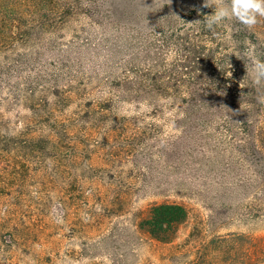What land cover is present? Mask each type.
Returning a JSON list of instances; mask_svg holds the SVG:
<instances>
[{
  "label": "rangeland",
  "instance_id": "rangeland-1",
  "mask_svg": "<svg viewBox=\"0 0 264 264\" xmlns=\"http://www.w3.org/2000/svg\"><path fill=\"white\" fill-rule=\"evenodd\" d=\"M96 1L116 8V18L95 22L82 14L30 48L12 49L13 55L36 53L37 58L30 69L18 67L16 79L30 70L46 80L47 71L60 73L62 61L70 66L72 77L63 82H73V99L59 104L61 99L50 89L29 102L10 88V81L0 79V133H9L8 140L25 141V121L40 115L76 127L62 137L80 143L35 155L14 141L0 149V264L263 262L264 161L259 145L245 151L242 142L249 134L257 139V130L245 125L227 130L233 120L227 110L197 120L198 134L192 138L198 145L178 150L173 143L182 131L174 114L155 117L143 104L111 101L107 86L113 72L179 67L183 56L175 47H160L163 38L195 29L200 14H213L218 6L230 8L231 0H211L208 7L203 6L205 0ZM87 2L83 0L86 8ZM218 24L225 46L240 49L228 34L242 23L230 15ZM252 28L262 42L251 46L257 53L264 47V17L257 16ZM147 41L158 48L149 56L144 54ZM132 59L138 60L135 65L129 64ZM250 79L259 82L255 66ZM91 104L111 111L87 113ZM224 104L212 106L228 109ZM242 107L255 115V127L264 126V112L256 117L254 107ZM134 142L136 147L128 148ZM167 153L177 158L168 159ZM248 156L256 167L248 163ZM97 185L122 187L129 196V210L103 220L94 197ZM166 199L192 209L168 244L139 228L147 215L144 209Z\"/></svg>",
  "mask_w": 264,
  "mask_h": 264
},
{
  "label": "trees",
  "instance_id": "trees-1",
  "mask_svg": "<svg viewBox=\"0 0 264 264\" xmlns=\"http://www.w3.org/2000/svg\"><path fill=\"white\" fill-rule=\"evenodd\" d=\"M86 4L88 8L84 7L83 0H0V79L10 81V88H13L21 99L32 102L38 92L48 94L50 89L54 96L61 99L59 104H63V100L74 98L73 91L69 89L73 82L71 85H65L63 82L68 80L64 77H72L70 66L64 65L62 61L60 73L56 70L47 71L46 80L40 73L33 75L30 70L25 72L24 77L16 79L14 73L17 68L22 66L30 69L37 58H34L36 53L13 55L12 49L16 45L28 49L46 33L59 30L68 23L67 21L82 14L95 22L104 18L114 19L118 14L113 6L105 3L99 5L96 0H88ZM211 16L212 13L207 10L198 16L201 20L196 23L195 29L184 31V35L175 34L163 38L160 47H175L178 56H183L179 67L167 70L160 67L130 68L111 73L112 81L107 85L111 101L118 99L131 104H143L155 117H160L163 112L174 114L180 121L176 127L182 131V136L173 143V147L178 150L198 145V141L192 138L193 134H198L197 120L209 115L215 117L218 113L222 114L228 110L233 120L227 125V130L234 132L243 125L253 127L254 132L257 130V139L253 140V136L249 134L242 142L247 148L245 151L256 149L255 146L259 145V157L264 161V126L255 127V115H250L242 107H254L256 117L264 112V75H261V69L258 67L264 65V47L255 53L251 46L262 45V42L252 26L240 24L238 31L228 36L242 47L238 50L227 48L226 36L220 25L213 24L211 28L207 26ZM157 49V46L147 41L144 54L149 56ZM137 61L132 59L129 64L135 65ZM254 66L258 68V84L250 79ZM39 88L43 90L40 91ZM214 103H226L230 106L228 109L219 110L218 107L212 106ZM90 106L87 113L104 114L111 111L110 108L100 105ZM74 130L77 128L66 124L65 120L52 121L35 115L25 121V141L8 140L11 137L9 133H0V149L14 141L13 143L20 144L24 151L33 155L62 151L67 146L80 144L76 141H65L62 137L64 133H74ZM134 147L135 142L128 144V148ZM167 158L177 157L167 153ZM247 161L250 165L257 166L249 156ZM97 189L96 191L95 187L94 197L103 213V220L119 217L129 210V196L122 187L115 185L107 188L97 185ZM144 210L147 215L141 219L139 228L165 244L172 242L177 230L189 220L192 211L187 203L168 199L153 202ZM238 239L242 237L239 236ZM219 240L225 242L227 239ZM255 264H264V261Z\"/></svg>",
  "mask_w": 264,
  "mask_h": 264
},
{
  "label": "clouds",
  "instance_id": "clouds-1",
  "mask_svg": "<svg viewBox=\"0 0 264 264\" xmlns=\"http://www.w3.org/2000/svg\"><path fill=\"white\" fill-rule=\"evenodd\" d=\"M211 0H205L204 7H208ZM235 17L245 26L251 27L257 23V16L264 17V0H231L230 8L217 7L207 22L209 28L218 24L229 16ZM261 75H264V65H258Z\"/></svg>",
  "mask_w": 264,
  "mask_h": 264
}]
</instances>
